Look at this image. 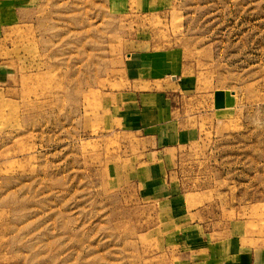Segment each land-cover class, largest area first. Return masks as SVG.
<instances>
[{"label": "rangeland", "instance_id": "obj_1", "mask_svg": "<svg viewBox=\"0 0 264 264\" xmlns=\"http://www.w3.org/2000/svg\"><path fill=\"white\" fill-rule=\"evenodd\" d=\"M149 1L0 0V264L263 244L264 0Z\"/></svg>", "mask_w": 264, "mask_h": 264}, {"label": "crops", "instance_id": "obj_2", "mask_svg": "<svg viewBox=\"0 0 264 264\" xmlns=\"http://www.w3.org/2000/svg\"><path fill=\"white\" fill-rule=\"evenodd\" d=\"M137 2H140V7L143 10H150L151 6L153 5L152 1L149 0H137ZM164 55V54H163ZM159 54H154V55H147L143 56L141 55L140 59L138 60V67H134V58L133 56L130 57V63L127 65V69H132L135 70L134 68H138L140 70H147L148 73L146 75V78L154 77V78H159L164 80L168 78L171 83H175V76L172 75V72L170 70V65L168 63L167 55H165L164 59H161ZM155 70V71H154ZM153 72L157 73L155 76H153ZM140 76L137 74L135 71V78H139ZM153 94H147L145 97H151ZM226 102V97H220V104L221 101ZM217 107V106H216ZM224 108V107H223ZM218 110H221L218 108ZM150 126H153L151 124ZM160 126V125H159ZM263 244L262 245H255L251 244L247 247H241L237 248V250L234 252V247H233V252H231L224 260H220L219 263L216 264H264V239L261 241Z\"/></svg>", "mask_w": 264, "mask_h": 264}]
</instances>
